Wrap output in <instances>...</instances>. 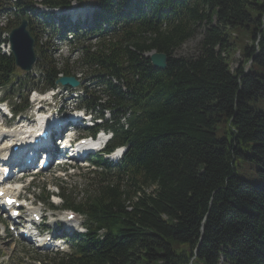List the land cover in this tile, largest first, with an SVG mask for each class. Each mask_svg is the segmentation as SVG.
Here are the masks:
<instances>
[{
    "label": "trees",
    "instance_id": "trees-1",
    "mask_svg": "<svg viewBox=\"0 0 264 264\" xmlns=\"http://www.w3.org/2000/svg\"><path fill=\"white\" fill-rule=\"evenodd\" d=\"M40 4L97 6L71 26L95 42L79 41V59L61 65L35 26L62 34L63 19L48 21L32 0H0V15L5 30L28 20L36 88L55 87L80 64L90 79L81 106L108 110L106 149L126 147L117 164L97 159L102 167L86 173L93 185L83 197L60 191L62 208L80 212L86 230L43 264H264V77L252 71L264 69V0ZM203 26L197 54L175 56ZM236 47L243 58L232 69ZM150 51L167 56L164 68L152 65ZM22 78L12 54L0 53V86L17 85L21 95Z\"/></svg>",
    "mask_w": 264,
    "mask_h": 264
},
{
    "label": "rangeland",
    "instance_id": "rangeland-1",
    "mask_svg": "<svg viewBox=\"0 0 264 264\" xmlns=\"http://www.w3.org/2000/svg\"><path fill=\"white\" fill-rule=\"evenodd\" d=\"M33 2L39 3L40 0H32ZM93 1V0H92ZM37 8L39 11H43V8H40V6L37 4ZM73 11H70V10ZM81 10L84 11V8H79L78 5L73 4L72 7L67 10L68 13V19H73L74 14L80 13ZM69 11V12H68ZM35 30L38 35L41 36L42 42H47L52 44L51 45V52L53 57L58 61V65H61L62 62L67 59L68 62L71 64L79 59L81 56L80 46H79V40L77 41H68L67 39L61 37L59 39V33L53 32L49 28L40 29V27L35 26ZM204 30V26L200 27L197 31V33L188 38L185 42H183L175 51V56H195L198 52V43L202 37ZM72 29H69L67 34H71ZM68 38V37H67ZM80 42H83L84 45L89 43H94L95 38L90 35H85L80 39ZM234 54L231 61V68H236L242 60V56L240 55L239 48L236 47L234 49ZM145 55H148L147 53ZM80 64H76L74 68V73L76 74V77H79V79L82 81L84 77V69L79 67ZM249 63L244 66V68H248ZM35 70V68H33ZM252 71L256 73L259 76L264 77V69L261 67H258L257 65L252 66ZM35 77H37V73L34 72ZM33 81H31L32 83ZM46 96V95H45ZM70 96H74L71 94H68V91H60L59 93H55L54 95L50 96L49 98L42 99L41 103H39L36 106H43V111L47 112L48 110L52 109L53 112H55L58 107L61 105L65 108L66 111H69V113H72V106L76 100H72ZM35 112V111H34ZM27 116L29 118H32L33 114L29 110L27 112ZM78 132V131H77ZM70 134H77L76 132H70ZM90 165V162H87ZM88 165V167H89ZM86 168L84 166V163L79 162L75 163L73 167L67 168L65 171L60 172L59 170L55 171H48L44 172L42 175H39L35 177L34 182L36 184L35 191H27V190H21L20 194L23 197H27L29 200H31V204H36L41 209L45 210V215L47 213L51 214V217L48 218L45 223L51 227L54 226V223L57 220H62L63 214L68 211L67 209H60L59 211L51 210L47 207V205L39 199V197L44 198L46 195H49L50 193L55 194V190L61 191L64 190V194L68 195L72 198H75L76 200L83 197L85 192L87 191V188L89 186H92L93 183H90L91 181L87 178V176L84 174L86 171ZM16 181L22 182L24 184V179H12L11 184L15 183ZM48 189H50L51 192H48ZM151 188L147 189V191H150ZM56 200L62 201L60 194H57ZM54 200V198H51ZM56 201V202H57ZM50 202V200H49ZM59 204V203H58ZM56 204V205H58ZM2 217V223L6 225V221L3 218V214L0 215ZM61 216V218H59ZM54 220V221H53ZM84 220V216L79 214L78 219L76 220L74 225H76L77 230H83L81 227L82 221ZM9 224V223H8ZM7 231L8 228H5ZM82 232V231H80ZM8 233V232H7ZM50 235V233L48 234ZM30 243H27L26 241L22 239H13L8 236V234L3 233V227L0 224V264H31L33 263V259L35 256L38 255H45L50 254L44 250H36L32 251L29 248ZM69 246H65L64 251L69 250ZM49 251V250H48ZM51 255V254H50Z\"/></svg>",
    "mask_w": 264,
    "mask_h": 264
},
{
    "label": "water",
    "instance_id": "water-1",
    "mask_svg": "<svg viewBox=\"0 0 264 264\" xmlns=\"http://www.w3.org/2000/svg\"><path fill=\"white\" fill-rule=\"evenodd\" d=\"M8 39L15 65L23 72L31 70L36 61V54L34 50V39L27 29L26 19H22L18 26L11 29ZM148 56L154 67H165L167 56L164 53L152 51ZM55 83L61 86L69 85L70 87L79 85L78 80L73 76L60 77L56 79Z\"/></svg>",
    "mask_w": 264,
    "mask_h": 264
},
{
    "label": "bare ground",
    "instance_id": "bare-ground-1",
    "mask_svg": "<svg viewBox=\"0 0 264 264\" xmlns=\"http://www.w3.org/2000/svg\"><path fill=\"white\" fill-rule=\"evenodd\" d=\"M43 121V120H42ZM28 128H29V126H27ZM28 128H23V131H22V133H25L26 132V129H28ZM21 133V134H22ZM103 139H104V137H102V136H99L98 138H97V140L96 141H94L93 142V144H98V143H101L102 141H103ZM17 184L18 183H14V184H10V189H11V191L13 192V193H18V187H17ZM73 225V223L72 222H70V223H68V227H70V226H72Z\"/></svg>",
    "mask_w": 264,
    "mask_h": 264
}]
</instances>
